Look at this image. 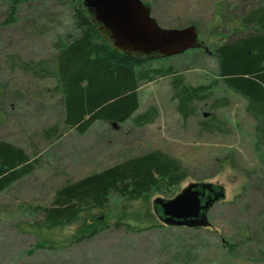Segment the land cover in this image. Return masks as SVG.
Instances as JSON below:
<instances>
[{"label": "rangeland", "instance_id": "obj_1", "mask_svg": "<svg viewBox=\"0 0 264 264\" xmlns=\"http://www.w3.org/2000/svg\"><path fill=\"white\" fill-rule=\"evenodd\" d=\"M142 2L163 29L194 26L210 51L193 49L148 66H172L185 87L215 81L210 98L192 102L184 120L173 77H157L140 83L139 109L131 119L121 125L99 121L84 134L65 127L55 80L24 67L50 60L57 37L78 34L69 5L28 0L14 22L4 24L8 1L0 2V142L22 149L34 167L0 193V264H264V122L219 80L213 54L215 47L248 36L240 20L264 0ZM149 109L156 112L154 120L137 126L134 119ZM151 151L166 154L184 171L174 196L193 183L224 189V201L207 214L210 227L162 225L152 203L165 197L157 194L134 202L112 194L106 209L69 226L36 227L40 209L50 206L59 188Z\"/></svg>", "mask_w": 264, "mask_h": 264}, {"label": "trees", "instance_id": "obj_2", "mask_svg": "<svg viewBox=\"0 0 264 264\" xmlns=\"http://www.w3.org/2000/svg\"><path fill=\"white\" fill-rule=\"evenodd\" d=\"M6 1L8 17L4 24H9L14 22L18 7L28 0ZM65 2L78 34L68 40L57 37L53 45L56 52L50 60L24 64L41 79L55 80L54 90L63 98L65 127L84 134L99 121L123 124L139 109L137 91L140 83L152 82L157 77H173L174 97L184 120L190 115L192 102L210 98L209 90L215 86V81L209 86L185 87L183 78L172 66L151 68L148 64L153 60L115 50L78 0ZM240 22L248 26V36L213 49L218 60V77L226 88L248 101L250 114L263 123L264 6L251 10ZM155 117V110L149 109L134 121L140 126L151 123ZM207 125L210 130L211 125L204 124ZM33 170L32 162L22 149L0 142V193ZM185 178L179 163L161 152L131 157L59 188L50 206L40 209L41 221L36 227L56 230L69 226L81 215L106 209L112 194L126 202L155 194L170 199Z\"/></svg>", "mask_w": 264, "mask_h": 264}, {"label": "water", "instance_id": "obj_3", "mask_svg": "<svg viewBox=\"0 0 264 264\" xmlns=\"http://www.w3.org/2000/svg\"><path fill=\"white\" fill-rule=\"evenodd\" d=\"M78 4L86 10L106 41L123 54L156 60L193 49L209 52L194 26L163 29L142 0H78ZM224 199L221 186L193 183L173 198L154 199L152 205L162 225L199 229L210 227L207 214Z\"/></svg>", "mask_w": 264, "mask_h": 264}]
</instances>
